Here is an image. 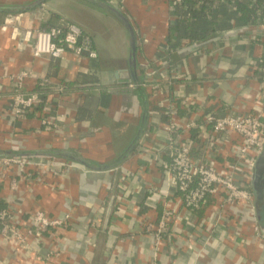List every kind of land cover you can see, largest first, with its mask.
Wrapping results in <instances>:
<instances>
[{
  "label": "crops",
  "instance_id": "1",
  "mask_svg": "<svg viewBox=\"0 0 264 264\" xmlns=\"http://www.w3.org/2000/svg\"><path fill=\"white\" fill-rule=\"evenodd\" d=\"M216 1L205 10L211 24L184 29L181 0H45L36 9L39 0H0V156L31 162L25 171L0 165V207L24 224L36 210L72 218L30 238V249L0 242V264H264L256 197L254 219L241 204L222 209L220 194L190 211L165 172L170 122L195 158L223 169L240 137L187 123L208 113L264 116V20L235 25L233 5ZM101 2L130 21L135 65L128 27ZM16 6L23 11L8 14ZM66 22L92 37L96 58L33 55V34L22 33ZM19 83L40 93L24 116L13 112ZM167 213L156 244L147 225L156 231Z\"/></svg>",
  "mask_w": 264,
  "mask_h": 264
},
{
  "label": "built area",
  "instance_id": "2",
  "mask_svg": "<svg viewBox=\"0 0 264 264\" xmlns=\"http://www.w3.org/2000/svg\"><path fill=\"white\" fill-rule=\"evenodd\" d=\"M25 34L26 36L33 34L32 53L35 57L63 58L67 51H73L78 56L85 54L92 58L98 56L92 38L73 22H66L62 26H54L48 30L41 28L28 30ZM26 76H28L27 72H20L17 78L22 80ZM39 100V92L25 91L19 83L15 86L13 94V112L18 116H24L34 110ZM41 123L51 129L57 125L53 118H42ZM193 128H200L203 133L210 136L235 132L241 141L233 148L235 163L219 169L213 160L214 157H209L206 162L195 158L192 155L191 141L181 138L176 125L173 122L169 123L168 129L172 137L166 148L171 161L166 165L165 172L182 197L184 206L190 211H198L207 204L208 196L220 194L222 209L228 205L241 204L254 219L256 217L253 216L255 195L250 183L253 179L254 163L264 146V116L260 113H248L241 116L231 114L216 116L208 113L204 115L200 124L187 123V130ZM161 152L164 153V149ZM30 164L27 158L0 156V165L4 167L15 166L25 171ZM13 186H15L14 182H12ZM170 214L167 213L165 219L156 225V231L153 233L156 244L166 231V219ZM25 220L26 224L22 223L19 214L11 207H0V242L9 244L12 250L16 251L19 246L30 249L29 239L35 235L39 236L45 231L72 224L69 214L52 217L43 210L27 214ZM256 227L258 231L259 225ZM146 229L152 230V225H147ZM31 262L46 264L39 257H34Z\"/></svg>",
  "mask_w": 264,
  "mask_h": 264
},
{
  "label": "trees",
  "instance_id": "3",
  "mask_svg": "<svg viewBox=\"0 0 264 264\" xmlns=\"http://www.w3.org/2000/svg\"><path fill=\"white\" fill-rule=\"evenodd\" d=\"M44 1L45 0H43L42 2ZM228 1L235 8L233 13V17L235 19V25H240V24L250 25L256 23L257 21L264 20V0H228ZM40 5L41 2H35L32 6V9H36ZM217 7L219 6H217L216 0H181V2L178 4L179 11L181 12L183 10L182 11L183 18H181L180 26L184 27V29L187 28L188 26H194L196 28L200 26H203V28L205 26H208L209 24H211V19L209 18L206 20L207 15L205 10L216 9ZM21 11H23V7L16 6L13 7L12 10H8V14L9 13L16 14L15 12H21ZM185 14L188 16H185ZM188 18L191 20L189 21ZM50 28H52V26L48 27L45 23L41 26V29H45V30H48ZM84 33L89 37H91L87 32ZM18 156L20 157L21 155ZM150 231H152V233H155V230H150Z\"/></svg>",
  "mask_w": 264,
  "mask_h": 264
},
{
  "label": "water",
  "instance_id": "4",
  "mask_svg": "<svg viewBox=\"0 0 264 264\" xmlns=\"http://www.w3.org/2000/svg\"><path fill=\"white\" fill-rule=\"evenodd\" d=\"M42 1L43 0H40L39 2H42ZM101 4L105 8H108L111 12H113L128 27L131 33V49H132L130 63L135 65L136 64L135 55H136V49H137L136 35L134 33V30L132 28L130 21L120 10H117L113 5L107 2H101ZM25 33L26 32L22 33V35L26 36ZM252 173H253V179H252L251 187L256 197V200L259 204L258 218L261 223H264V146H263L261 153L258 155L254 163Z\"/></svg>",
  "mask_w": 264,
  "mask_h": 264
},
{
  "label": "rangeland",
  "instance_id": "5",
  "mask_svg": "<svg viewBox=\"0 0 264 264\" xmlns=\"http://www.w3.org/2000/svg\"><path fill=\"white\" fill-rule=\"evenodd\" d=\"M105 25H106V24H105ZM111 27H112V26H111ZM89 221H90V220H89ZM89 221H88V222H89Z\"/></svg>",
  "mask_w": 264,
  "mask_h": 264
}]
</instances>
